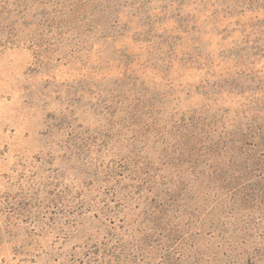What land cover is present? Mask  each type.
I'll return each mask as SVG.
<instances>
[{
    "label": "rangeland",
    "instance_id": "obj_1",
    "mask_svg": "<svg viewBox=\"0 0 264 264\" xmlns=\"http://www.w3.org/2000/svg\"><path fill=\"white\" fill-rule=\"evenodd\" d=\"M0 264H264V0H0Z\"/></svg>",
    "mask_w": 264,
    "mask_h": 264
}]
</instances>
